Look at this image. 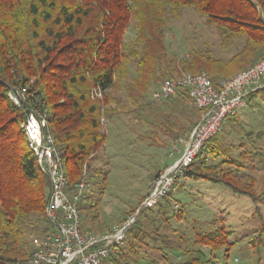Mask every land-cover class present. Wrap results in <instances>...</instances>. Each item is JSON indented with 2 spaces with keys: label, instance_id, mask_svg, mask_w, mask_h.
Instances as JSON below:
<instances>
[{
  "label": "trees",
  "instance_id": "trees-1",
  "mask_svg": "<svg viewBox=\"0 0 264 264\" xmlns=\"http://www.w3.org/2000/svg\"><path fill=\"white\" fill-rule=\"evenodd\" d=\"M186 6L217 28L222 47L241 42L227 59L209 49H189L188 57L179 60L183 70H205L217 85L264 58V0H0V264H26L34 246L29 234L48 228L44 208L49 179L40 171L21 127L27 108L40 109L45 116L43 130L63 150L68 188L74 189L88 171L92 180L96 169L91 163L106 138L100 121L104 110L92 97L93 90L104 93L105 110L110 112L111 90H123L126 103L140 104L151 85L173 75L164 45L166 15L169 11L175 16ZM131 21L136 34L126 41L124 31ZM131 60H135L132 76ZM12 86H27L35 101L16 106L7 95ZM256 96L264 100V85L250 92L247 100ZM163 103L176 108L178 116L164 113L165 120L156 122L153 105L137 115L145 120L150 113L147 121L155 125L154 132L176 138L200 118L201 110L185 88ZM181 116L185 123L180 124ZM218 134L204 142L185 178L221 182L256 202L251 181L238 176L244 166L239 158L252 151L242 149L233 156L234 143L218 146ZM173 193L170 190L154 206L138 210L124 240L104 264H227L233 230L224 224L194 233L178 227L185 210L183 205L174 206ZM249 244L258 255L264 249L262 217ZM176 254L181 255L179 260Z\"/></svg>",
  "mask_w": 264,
  "mask_h": 264
},
{
  "label": "rangeland",
  "instance_id": "rangeland-1",
  "mask_svg": "<svg viewBox=\"0 0 264 264\" xmlns=\"http://www.w3.org/2000/svg\"><path fill=\"white\" fill-rule=\"evenodd\" d=\"M166 19L164 45L171 66L169 70L173 75H165L164 79L190 73L182 69L179 61L188 57L189 49H209L216 57L227 59L240 46L241 41L236 40L232 46L222 47L217 28L206 25L204 17L192 7L179 9L175 16L168 11ZM135 34L134 22L131 21L124 31V39L130 41ZM134 62L135 60H131L128 64L131 76ZM162 81L161 79L158 84L151 85L147 97L140 104L126 103L123 90L110 91L114 98V101L108 104L113 109L110 112L105 110L103 92L102 96L96 99L104 110L103 116L107 118L105 123L101 122V130L105 131L106 138L91 163V169H96L92 180L89 179L91 171L83 177L88 184L84 197L78 203L83 227L105 231L112 224L134 214L135 207L145 196L154 176L179 157L177 149L180 151L183 149L186 133L191 128L184 135L173 138L159 130L154 132L155 125L147 121L150 120V113L143 117L145 120L137 118L138 112L149 105L156 109L157 113L152 116L156 122L165 120L164 113H171L173 117L178 116V110L173 106L165 107L163 100L157 102L151 100L152 91L157 89ZM186 103L190 105L187 100ZM239 114H241L239 120L234 121L237 123L235 132L228 135V139L234 143L233 156H237L241 149L252 151L247 152L246 157L239 158L244 166L238 176L251 181L250 185L257 196V201H252L245 194L232 192L221 182L184 178L176 182L172 189L177 207L183 205L185 210V216L177 226L194 233L224 224L233 230L230 238L234 241L225 259L226 263L264 264V249L262 248L258 255L249 244V241L256 237L260 217L264 220V137L254 136L257 133L264 135V100L259 96L247 100L246 105L239 109ZM186 120L181 116L180 124ZM175 128L179 126L176 125ZM226 130L224 128L222 136L226 135ZM249 134H252L250 139ZM241 141L243 144L240 147L238 144ZM174 147L173 154L169 155ZM260 151L261 156L255 155ZM178 183H182L179 188ZM39 227L42 228L43 224ZM46 231L42 234H29L28 240L34 244L35 240H41ZM35 246L36 244L33 248ZM180 256L177 255L175 259L179 260Z\"/></svg>",
  "mask_w": 264,
  "mask_h": 264
},
{
  "label": "built area",
  "instance_id": "built-area-1",
  "mask_svg": "<svg viewBox=\"0 0 264 264\" xmlns=\"http://www.w3.org/2000/svg\"><path fill=\"white\" fill-rule=\"evenodd\" d=\"M263 85L264 58L220 80L217 85L204 71L163 79L159 87L152 91L151 100H165L175 95L179 88H185L193 104L201 110L200 118L186 133L183 149H177L179 157L154 176L136 212L105 231L82 226L78 203L84 197L88 184L82 178L74 189L68 188L63 150L55 145L52 134L43 130L45 116L40 109L33 106L27 108L21 127L28 148L37 158L40 171L49 179V194L44 208L49 228L40 241L35 240L36 246L26 264H104L110 253L124 240L126 230L133 223L138 210L154 206L174 188L176 182L183 180L188 166L204 142L221 131L226 118L236 115L246 105L250 92ZM7 95L16 106L35 101L27 86H12ZM101 96L102 91L95 88L92 97L99 99ZM100 121L105 123L107 118L102 115ZM174 150L175 147L169 155ZM174 206L177 207L176 202Z\"/></svg>",
  "mask_w": 264,
  "mask_h": 264
},
{
  "label": "crops",
  "instance_id": "crops-1",
  "mask_svg": "<svg viewBox=\"0 0 264 264\" xmlns=\"http://www.w3.org/2000/svg\"><path fill=\"white\" fill-rule=\"evenodd\" d=\"M248 97V96H247ZM248 99V98H247ZM241 114H239V110H238V112H237V114H236V116H235V118L234 119H229V120H225L224 121V123L222 124V129H221V132L217 135V137H216V139H215V142H216V144L218 145V146H220V145H223L224 143L225 144H228V143H231L232 141H230L229 139H228V135H230V134H232V132L234 133L235 132V126L237 125V123H234V121L236 122L237 120H239L238 118H239V116H240ZM226 127H227V130H226ZM224 128H225V130H226V135H221L223 132L222 131H224ZM242 142V141H241ZM241 147V146H240ZM242 150V149H241ZM240 150V151H241ZM239 151V152H240Z\"/></svg>",
  "mask_w": 264,
  "mask_h": 264
}]
</instances>
